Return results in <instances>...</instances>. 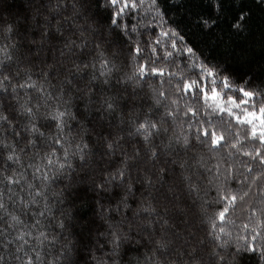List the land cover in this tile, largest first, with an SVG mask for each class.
I'll return each instance as SVG.
<instances>
[{"label": "trees", "instance_id": "obj_1", "mask_svg": "<svg viewBox=\"0 0 264 264\" xmlns=\"http://www.w3.org/2000/svg\"><path fill=\"white\" fill-rule=\"evenodd\" d=\"M81 2L77 0L78 8ZM72 3L73 0H0V46H6L11 54V60L4 65L9 79L0 86V113L8 117L7 122L0 123V264H28L29 260L32 264H57L58 259L60 264H97L93 257L106 264H212L213 253L225 251L217 247L208 222L222 208L214 201L223 175L217 179L215 170L209 169L223 160L221 173L231 163L234 171L239 169L249 177V184L242 189L248 195L229 213L235 221L226 226L232 233L226 251L231 252L236 237L247 235L241 232L244 224L256 227L257 221H264V175H260L264 165L243 155L229 157V151L235 153L230 148L214 155L192 138L187 123L182 124L186 118L166 117L165 105L171 106L170 100L179 95L177 78H171V84H161V78L155 76L146 77V82L140 84L125 83L133 72L127 55L131 45L118 52L129 38L119 27L110 26L112 9L93 5L91 11L81 9V14L75 15ZM157 4L162 17L151 6V0H145L118 20L120 25H127L132 41L149 49L161 31L175 29L195 48L201 61L217 66L236 85L247 80L251 87L264 89V2L157 0ZM97 12L102 13V18ZM242 12L246 18L239 29L234 28ZM65 18H69L67 23ZM161 19L167 21L163 27ZM202 20L214 23L206 28ZM8 25L12 26L11 32L7 31ZM90 26L98 30L88 31ZM134 26L136 31L132 32ZM78 27L85 29L82 38L88 41V47L74 48L71 54L64 49L62 55L66 39L81 43ZM58 28L63 38L51 39L53 34L60 35L56 33ZM113 38L118 41L115 46L109 43ZM93 44H100L99 51L115 64L107 84L102 82L105 77L99 76V63L96 68H84V64L96 62L98 51L93 50ZM156 47L161 56L159 67L177 72L184 69L189 77L197 74L185 68L193 58L173 51L167 37ZM166 51H173L171 59L175 64L162 59ZM150 54V50L146 52ZM4 55L0 53V58ZM75 65H80L79 71ZM93 75L98 79L93 81ZM22 84L26 86L20 87ZM31 84L35 87L27 86ZM161 91L169 99L159 97L162 103L157 107L154 101ZM106 98L114 101L113 111L104 110ZM180 103L183 110L184 102ZM25 107H31L33 115L26 114ZM65 110L68 114L63 118L64 127L58 130L52 116ZM145 119L157 122L167 132L154 134L145 142L136 133V127ZM33 125L43 135L32 133ZM233 128L239 129L243 140L245 128L235 122ZM184 135L190 140L187 149L176 142ZM57 137L62 144L54 143ZM102 137L113 142L111 154ZM32 140L34 144L29 143ZM229 140L234 141L235 136H229ZM257 144L258 141H245L243 150L253 151ZM79 147L83 148V160ZM63 149L68 150L67 164L71 168L58 170V164L64 162ZM53 151L56 163L48 166L45 156ZM10 154L19 159L8 160ZM237 160L248 161L253 173H247ZM122 161L128 162L125 187L93 191V182L99 183L108 173L123 167ZM186 176L191 177L198 191H189ZM254 176L260 178L251 183ZM9 177L18 182H9ZM149 179L151 184L147 183ZM128 184L132 188L125 201L129 207L121 205L117 212L114 209ZM228 186L233 190L242 188L235 176ZM109 222H121L129 237L114 254L106 237L100 235L107 232ZM145 224L150 226L142 227ZM258 231L264 235V230ZM41 232L47 239L39 235ZM21 235L24 239H17ZM239 264H264V260L258 254L246 253Z\"/></svg>", "mask_w": 264, "mask_h": 264}, {"label": "snow or ice", "instance_id": "obj_2", "mask_svg": "<svg viewBox=\"0 0 264 264\" xmlns=\"http://www.w3.org/2000/svg\"><path fill=\"white\" fill-rule=\"evenodd\" d=\"M179 3V0H176ZM264 2V0H261ZM145 3V0H82L80 7H77V0H73L72 9L75 15L81 14V9H87L91 11L93 5L96 8H111L112 12L109 17L110 26L119 27L121 32L127 36L128 44L120 45L118 52H123L124 47L131 45V51L127 54L130 60L132 61L133 72L127 79L124 81L134 82L140 84L141 82H146V77H159L161 78V84L167 82L172 83L171 78H177V83L175 85L176 91L179 94L177 99H171L170 105H165L166 111L164 115L172 120H176L178 117L186 118L182 120L183 123H187L188 128L191 130L192 138L197 141L201 146L207 148L210 153L214 155L217 153L223 152L225 149H233L235 153L229 151L227 155L232 157L234 154L243 155L249 158V161H258L259 164L264 165V89H257L251 87L249 81L245 80L243 84L236 85L230 77L224 76L222 72L218 69L217 66H209L207 62L201 61L194 47L190 46L185 42V37L182 36L175 29L172 30H163L160 32V38H157L155 41L149 44V49H145L137 41H132L130 38V32L127 25H120L118 23L119 19H122L128 10H134L139 6H142ZM151 6L156 9L158 16L162 17V13L159 11V6L157 0H151ZM96 15L101 16L102 13L97 12ZM85 14V19H87ZM95 17H93L94 19ZM246 18L245 13H241L237 17L236 23L232 26L239 29L241 27V21ZM69 18H65V23H67ZM167 21L161 19L160 26L163 27ZM204 27L210 28L211 23L208 20H202ZM88 31H97L98 29L92 28L91 26L87 29ZM7 31H12V26L8 25ZM77 33L81 35V43L77 44L75 40L66 39L64 41L63 49H61V54H64V49L71 50L74 48L86 49L88 47V41L82 38V33L85 31L83 28H77ZM132 32L136 31L135 26L131 29ZM56 33L60 35L53 34L51 39L63 38V33L61 29H56ZM45 35H48L45 33ZM109 35L111 33L109 32ZM167 37L171 46V49L177 53H185L187 56L193 58V63L191 65L185 64V68L189 70H196V75L189 77L185 74L184 69L177 71H168L167 67H159L158 61L161 60V56L157 52V47L163 43V38ZM108 37L105 36L104 39ZM179 41V45L177 44ZM111 46H115L118 41L113 38L109 41ZM101 48L100 44H93V50L98 51V56L95 58L96 62L84 64V68H96L97 63H99V76L105 77L102 81L107 84L108 77L115 68V64L108 59L103 51H99ZM150 50V55H146V52ZM173 51H166L162 57L164 61H170L175 64L176 61L171 59L173 57ZM0 53H5L3 58H0V86H3L4 81L8 80L9 77L4 74V65L6 61L11 60V54L6 51V46H0ZM91 55V53H89ZM155 57V59H153ZM83 63V62H81ZM77 71L80 70V65H75ZM168 77L169 79L165 80L164 78ZM98 79L96 75L92 76V80L95 81ZM66 83H72L71 80H67ZM26 85H20V87H25ZM29 87H35L34 84L27 85ZM155 93L156 90L153 89ZM90 95L91 93L88 92ZM159 97H163L165 100H168L169 97L161 91L158 93V98L155 99V104L157 107L160 106L162 100ZM181 101H183V110H181ZM114 101L111 98H106L103 101V108L105 111L114 110ZM25 113L29 116L33 115V110L31 107H25ZM67 110L57 111V113L52 116V119L56 121V127L58 130H62L64 127L63 118L67 115ZM8 121V117L0 113V123ZM233 122L235 125L242 126L245 128L244 139H240L239 129L233 128ZM32 133H39V129L33 125L30 129ZM161 131L167 132V129H161L157 122L149 121L145 119L143 122L139 123L136 127V133L142 135L145 142H148L154 134H159ZM111 135V134H110ZM229 136H235V140H229ZM105 140V144L111 154L114 144L109 141L107 138L102 137ZM253 140L258 141V144L254 146L253 151H244L243 148L246 147L245 141ZM177 143H181L185 149L188 148L190 140L188 135H184L182 138H176ZM30 144H34L35 141H29ZM54 143L62 144L60 137L55 138ZM2 145V142H0ZM86 147V145L84 146ZM80 152V158L84 159L83 148H78ZM64 152V162L58 164V170H63L66 166L71 168L70 164H67L68 160V150L63 149ZM55 151L46 154L45 159H47V165L51 166L56 163L53 159L55 157ZM152 156L155 157L156 154L153 152ZM8 160L19 159L13 155L7 157ZM201 157V161H202ZM85 163H87L85 161ZM127 161H122L123 167L117 168L114 172L108 173L104 179L96 183L93 182L92 190L96 192H108L110 191V186L115 188H124L126 181V172H127ZM236 163L242 164L246 169V172L251 174L253 173V168L248 161H236ZM223 160L218 161L215 165L209 169V171L215 170V178L219 179L223 175V182L217 186V197L214 201L216 204L222 205V208L218 210L212 217H209L210 225V234L214 241L217 242V247L222 252H214L212 264H239V261L243 254L254 253L258 254L262 260H264V235L262 231L264 230V221H257L256 227H250L249 224H244L241 227V232L247 233V235H240L236 237L234 246L231 252H227L226 249L230 246L232 241V233L227 229V225L235 224L229 215L230 210H234L239 201H243L244 197L248 195V191H242L243 185L249 184V177L243 172H240L239 169L233 170L231 163L229 167L224 170V173L220 172L222 167ZM39 171V169H37ZM260 175H264V172H261ZM235 176L239 180L242 188L241 190H233L228 186V181ZM243 177V179H240ZM260 176H254L251 180V183H255ZM9 182L17 183L11 177L8 178ZM44 179H48L47 173L44 174ZM184 180L188 182L189 191H198L197 186L191 182V177H184ZM83 183V181H81ZM148 184H151L152 181L149 179ZM70 187V186H69ZM264 191V190H262ZM132 193L131 185H127V190L121 193L119 200L117 202L115 211H120V206L123 205L124 208H128L129 205L125 202L127 196ZM37 195H42L37 192ZM77 195H79L77 193ZM0 208H3V203L0 202ZM111 211V210H110ZM147 211V209H145ZM154 211V210H153ZM255 211H253V216H255ZM40 215H44L43 212ZM17 223H22L17 217H12ZM111 221V218H108ZM38 223V221H37ZM63 227V224L60 225ZM150 225H142L144 228H148ZM107 232L100 233L101 236H105L108 242L112 246L113 254L119 249L121 242L128 239V234L125 233L123 229V224L121 222L112 223L109 222L106 225ZM131 229L129 228V231ZM41 237L47 239L46 235L41 232L39 234ZM17 239L23 240L24 236H18ZM103 247V245H100ZM157 247L163 248V244H158ZM65 248L70 251L67 245ZM63 255V253H62ZM37 260L40 259L39 254H37ZM97 261V264H106L102 259L93 257ZM3 260V257L0 256V261ZM151 260V258H149ZM28 264H32V261L29 260ZM42 264V262H41ZM57 264H60L59 259ZM113 264H116L113 261Z\"/></svg>", "mask_w": 264, "mask_h": 264}, {"label": "rangeland", "instance_id": "obj_3", "mask_svg": "<svg viewBox=\"0 0 264 264\" xmlns=\"http://www.w3.org/2000/svg\"><path fill=\"white\" fill-rule=\"evenodd\" d=\"M91 36V35H90ZM78 44V41L76 42Z\"/></svg>", "mask_w": 264, "mask_h": 264}]
</instances>
